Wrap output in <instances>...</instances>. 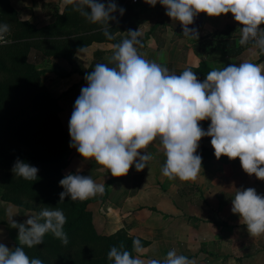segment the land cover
Masks as SVG:
<instances>
[{"label":"crops","instance_id":"crops-1","mask_svg":"<svg viewBox=\"0 0 264 264\" xmlns=\"http://www.w3.org/2000/svg\"><path fill=\"white\" fill-rule=\"evenodd\" d=\"M203 1L208 9L195 38L175 32L172 24L184 18L163 6L162 0H124L137 13L134 34L117 31L115 42L92 41L79 47L74 54L75 64L43 56L36 49L28 55L44 70L42 79L61 106L59 117L73 140L64 171L84 173L83 186L75 191V197L91 200L88 207L96 231L112 234L123 229L128 236L144 242L137 247L131 264H264V248L256 249V244H264V219L259 218L264 203L257 210L239 202L242 192L255 193V176L261 169L264 173V157L257 158L252 153L255 151L237 155L235 146L243 145L236 143L239 138L227 153H189L196 141L197 148L205 145L203 142H212L219 129L208 132L214 125L192 115V106L196 107L192 97L170 105L171 98L185 94L194 84L190 68L206 61L225 84V89L214 97V106L222 104L245 112L250 109V98L251 108H255L264 82L256 86L257 95L248 98L250 87L244 90L242 85L245 81L253 84L258 71L264 68V60L258 61L264 48L253 50L257 37H264V25L248 12H259L264 19V0ZM9 2L20 20L44 25L62 13L69 0ZM241 5L247 6L244 20L227 22L232 9ZM218 31L222 33L215 35ZM229 34L243 49L235 57L221 54L223 58L239 59L227 69L217 61L216 52L222 49H210L212 42L208 39ZM95 52L101 54L94 56ZM250 62L256 65L245 72L243 67ZM113 64L117 65L115 90L110 77L103 82L99 78L84 82L77 71L64 76L54 71L79 66L94 74L100 65ZM229 98L233 100L231 105L227 103ZM262 138L256 141L260 147L255 144V148H264ZM195 181H199L201 191L215 198L219 190L232 185L236 201L230 207H224L220 200L214 204L215 210L231 211L224 225L218 218L217 223L213 220L217 214L211 208L193 206L187 191L179 189L181 182L191 185ZM0 206V221L25 224L35 220L24 222L13 217L21 207L15 208L9 202L0 201ZM192 208H200V214ZM257 231L263 232L259 235ZM19 233L18 226L9 228L0 223V253L14 246L13 237ZM228 243L232 244L230 248L225 246Z\"/></svg>","mask_w":264,"mask_h":264},{"label":"trees","instance_id":"trees-1","mask_svg":"<svg viewBox=\"0 0 264 264\" xmlns=\"http://www.w3.org/2000/svg\"><path fill=\"white\" fill-rule=\"evenodd\" d=\"M132 10L124 0H69L54 20L36 25L20 20L9 0H0V29L5 35V42L0 43V198L36 213L31 223L0 222L21 231L13 237L14 246L0 253V264H131L137 247L144 243L123 229L112 234L96 231L88 207L91 200L75 197L83 186L84 173L64 171L73 140L59 117L61 106L42 79L44 70L28 59L36 49L43 56L75 64L79 47L92 41L115 42L117 31L134 34L137 13ZM248 15L264 25L259 12ZM219 42L229 57L242 52L243 47L230 34ZM116 68V64L100 65L94 74L79 66L54 71L58 76L77 71L84 82L96 78L103 82L110 77L115 90ZM190 71L194 84L185 94L171 98V106L192 97L195 104L205 107L209 94L214 98L225 89L206 61ZM256 106L264 116V89Z\"/></svg>","mask_w":264,"mask_h":264},{"label":"rangeland","instance_id":"rangeland-1","mask_svg":"<svg viewBox=\"0 0 264 264\" xmlns=\"http://www.w3.org/2000/svg\"><path fill=\"white\" fill-rule=\"evenodd\" d=\"M244 6L245 5H241V6H238V8H236V9L233 8L234 9V10L232 9L233 13L231 12L229 20H227V22L239 23L242 20H244V17H245L244 14H245V11L247 9V6H245V7ZM219 39H220V36H217L216 38L208 39V41L212 42L211 43L212 47H209V48L213 49V50L216 48H221L222 50L220 52H216L217 58H218L217 59L218 63L220 62L219 64L223 67H226L227 69L233 68L237 64V60L239 61V59L223 58L222 55H224V51H223L222 45L219 42ZM255 45L256 46H254L253 50L263 49L264 48V37L259 35L255 41ZM263 54H264V52H263ZM259 57H255V58L258 59ZM256 60H254V61L256 62ZM262 62L264 63V61H262ZM262 62H260V63H262ZM251 70H252V68H250V69L248 68L247 70L245 69V72L251 71ZM258 72L259 73H257L256 79H255V81H253V84L250 83L249 81H245V83L242 85L244 90L246 88L250 87L248 94H246L247 98L251 95H257V90H256L257 87L256 86L260 82H264V68ZM212 97H213V95L209 94L207 96V98L205 99L208 102L207 106L203 107V106L195 104L196 107L192 106L191 110H194L192 115L195 116V118H198V120L205 121V122L209 123L210 125L211 124L214 125V127H211L208 129V132L214 133L216 129H219L217 131V136L211 138V140H213L212 142H210V143L203 142V144H205V145L199 146L198 148L196 146H198L199 141H196L194 143L193 147L189 148V153L197 152V153L206 154V155H213V154L219 153V152L220 153H227V151L231 148V145L235 142V138H239L238 142H236V143L242 142L243 145L240 146L239 148L235 146V151H236L237 155L243 156L245 154L251 153L249 151H255L252 153H254L256 156H258L257 158L264 157L263 156L264 155V148L263 147L258 148V149L255 148L256 141L261 140V139H263L262 137H264V116L259 111L257 106H255V108H251L252 100L249 98L250 109L246 108L247 110L245 112H242L244 110H241L239 108L240 104L236 105V106H238L237 108L240 109L239 111H237L236 109L234 110L233 108L229 109L228 106L225 107L224 105L222 106V104L221 105L216 104L214 106V104H212V103H213L215 98H212ZM231 99L232 98H229L227 100V103L230 105L233 103V102H231V101H233ZM218 125L220 127H218ZM191 133H197L198 134L200 132L192 131ZM217 141H219L220 144L217 143ZM258 142H260V141H258ZM225 145H227V146H225ZM256 145H259V144H256ZM257 147H260V145ZM218 150H219V152H218ZM259 172L261 173V175H259ZM259 172H257V175L255 176V183L253 185V186H255V193H251V192L248 193L247 191L245 193L242 192L240 195V198H239V202H243L246 205V207L248 206V204H250L251 206H255L257 208V210L259 208H262L263 203H264V176H263L264 173H263V169H261ZM180 185H179V187H181V188H179V189L187 191V193L189 194V200L193 206L200 207L201 204H204L205 206H207V208L208 207L211 208L212 213L217 214V216L214 217V219H213V220H215L216 223L218 221L215 218H218V220L220 222H223L222 225L225 224V218L227 217L226 215L228 213H230L231 211H229L227 209H226V211L215 210L214 204H215V202H219V200H220V202H222V205L224 207H226V206L230 207L231 203L236 201L235 200L236 195H233L234 193L232 192V185L231 186L230 185L225 186L223 191L219 190L218 194L216 195L217 199L215 197H213L212 195H210L211 193H208V195H206L204 191H201L199 181H195L191 185L184 183V182H181ZM204 194L206 195V197L204 196ZM236 199H237V197H236ZM0 201L4 202V203L9 202V201L3 200L1 198H0ZM16 207L20 208L21 206L15 205V208ZM22 208L23 207H21L18 210L17 214H15L13 217L20 218L24 222H27L30 220L33 221L34 219H36L33 216V215H35L33 213L34 210H32V212L29 213L28 209L24 208V211H22ZM199 209L200 208H192L193 211L198 210L197 213L200 214L201 210L199 211ZM1 211H4V210H2V208H1ZM22 212H26V213H22ZM263 214H264V209H261L260 210L261 216L259 217L260 219H264ZM1 216L3 217V215H1ZM197 219L200 220L201 218H197ZM0 222H4V221H0ZM5 223H7V222H5ZM25 224H27V223H25ZM15 225H17V222H15ZM262 232L263 231H261V232L257 231V233L259 235L262 234ZM231 245L232 244H230V243L225 244L226 248H230ZM259 248L263 249L264 244L263 243L256 244V249L260 250Z\"/></svg>","mask_w":264,"mask_h":264},{"label":"water","instance_id":"water-1","mask_svg":"<svg viewBox=\"0 0 264 264\" xmlns=\"http://www.w3.org/2000/svg\"><path fill=\"white\" fill-rule=\"evenodd\" d=\"M163 6L180 13L184 20L177 23L174 30L177 33H185L195 38L199 34L200 27L206 15L208 4L203 0H194L191 3L179 2L178 0H162ZM264 60V54L258 61ZM255 62H250L243 69L254 67Z\"/></svg>","mask_w":264,"mask_h":264},{"label":"built area","instance_id":"built-area-1","mask_svg":"<svg viewBox=\"0 0 264 264\" xmlns=\"http://www.w3.org/2000/svg\"><path fill=\"white\" fill-rule=\"evenodd\" d=\"M4 42H5V35L2 33L0 29V43H4Z\"/></svg>","mask_w":264,"mask_h":264}]
</instances>
